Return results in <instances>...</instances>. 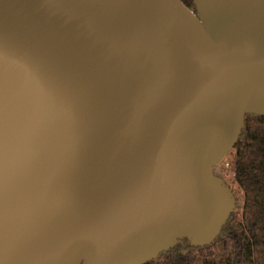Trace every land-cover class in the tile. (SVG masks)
Listing matches in <instances>:
<instances>
[{"label": "water", "instance_id": "1", "mask_svg": "<svg viewBox=\"0 0 264 264\" xmlns=\"http://www.w3.org/2000/svg\"><path fill=\"white\" fill-rule=\"evenodd\" d=\"M0 0V264L211 246L212 178L264 116V0Z\"/></svg>", "mask_w": 264, "mask_h": 264}, {"label": "trees", "instance_id": "2", "mask_svg": "<svg viewBox=\"0 0 264 264\" xmlns=\"http://www.w3.org/2000/svg\"><path fill=\"white\" fill-rule=\"evenodd\" d=\"M194 10L193 0H180ZM233 180L243 195L214 243L193 248L182 241L149 264H264V116L247 115L233 147Z\"/></svg>", "mask_w": 264, "mask_h": 264}, {"label": "rangeland", "instance_id": "3", "mask_svg": "<svg viewBox=\"0 0 264 264\" xmlns=\"http://www.w3.org/2000/svg\"><path fill=\"white\" fill-rule=\"evenodd\" d=\"M195 14L194 10H190ZM234 152L230 151L227 156L212 171V178L226 186L232 194L234 201L233 214L241 216L243 206V195L233 180L231 165Z\"/></svg>", "mask_w": 264, "mask_h": 264}]
</instances>
